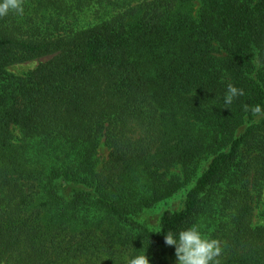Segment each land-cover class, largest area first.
<instances>
[{"label": "trees", "instance_id": "trees-1", "mask_svg": "<svg viewBox=\"0 0 264 264\" xmlns=\"http://www.w3.org/2000/svg\"><path fill=\"white\" fill-rule=\"evenodd\" d=\"M130 1L23 0L0 17V263L171 264L165 234L212 220L221 264H264V116L248 110L264 107V0ZM228 84L244 91L231 105Z\"/></svg>", "mask_w": 264, "mask_h": 264}, {"label": "clouds", "instance_id": "clouds-1", "mask_svg": "<svg viewBox=\"0 0 264 264\" xmlns=\"http://www.w3.org/2000/svg\"><path fill=\"white\" fill-rule=\"evenodd\" d=\"M14 13L24 14L23 0H0V17ZM243 89L228 84L224 94V104L231 105L234 100L243 96ZM254 116H264V107L256 105L248 109ZM164 243L175 248L176 264H221L219 259L224 251L223 242L206 236L198 226H191L178 233L168 232ZM125 264H149V259L143 254L125 258Z\"/></svg>", "mask_w": 264, "mask_h": 264}, {"label": "rangeland", "instance_id": "rangeland-1", "mask_svg": "<svg viewBox=\"0 0 264 264\" xmlns=\"http://www.w3.org/2000/svg\"><path fill=\"white\" fill-rule=\"evenodd\" d=\"M135 3H136V0L130 1L131 5H134ZM107 15L109 16V14ZM40 61H42V59ZM38 62L39 61H31V62H26V63L15 64V65L8 67V71L16 75H22L34 69L37 66ZM13 135H14V142L17 143L20 140L21 134L18 130L14 129ZM108 154H109V149L103 144V141H101L99 144L98 150H97L98 168L102 167L103 163L107 160ZM201 166H203V164H200L197 166L196 175L193 176L194 181H195V178H197V176H199V174L201 173V169H202ZM194 181L184 186L172 197L156 204L152 209L146 211L145 213L147 216V219H146L147 223H145V225L152 230H157V224L159 222V219L165 211L177 210L183 206L184 196L186 192L193 186ZM261 188L262 189L260 191L259 189L253 190L251 193L254 198V207H255L254 215L252 218V226L254 227L256 226L264 227V186H262ZM228 216L229 214H223L222 215L223 220L225 221V218H227ZM213 225L214 223L212 222V220H209L207 222L203 221L200 229L206 236L210 237V232L213 229L212 228ZM170 261H171V264H176L175 253L170 258ZM0 264H3V263H0Z\"/></svg>", "mask_w": 264, "mask_h": 264}]
</instances>
